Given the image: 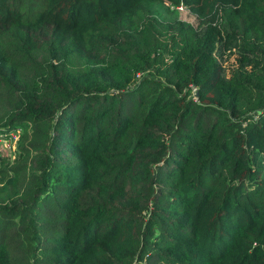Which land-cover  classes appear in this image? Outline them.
I'll list each match as a JSON object with an SVG mask.
<instances>
[{"label": "trees", "instance_id": "1", "mask_svg": "<svg viewBox=\"0 0 264 264\" xmlns=\"http://www.w3.org/2000/svg\"><path fill=\"white\" fill-rule=\"evenodd\" d=\"M17 129L0 264H264V0H0Z\"/></svg>", "mask_w": 264, "mask_h": 264}, {"label": "rangeland", "instance_id": "2", "mask_svg": "<svg viewBox=\"0 0 264 264\" xmlns=\"http://www.w3.org/2000/svg\"><path fill=\"white\" fill-rule=\"evenodd\" d=\"M160 8H158V13L160 15L163 14V11L166 12V9L164 8V6H158ZM181 18H184V19H188L189 17L186 16V14H181ZM234 58L232 55H227L225 56V59H224V64L227 68H230L234 65ZM19 131L17 130H13L11 131V136L12 134L14 135V138L10 137V138H3V137H0V156H3L4 158H7V160L10 162L14 155H15V147H16V140H17V133Z\"/></svg>", "mask_w": 264, "mask_h": 264}, {"label": "built area", "instance_id": "3", "mask_svg": "<svg viewBox=\"0 0 264 264\" xmlns=\"http://www.w3.org/2000/svg\"><path fill=\"white\" fill-rule=\"evenodd\" d=\"M17 131H19V129H17ZM10 134H11V133H10ZM10 137L14 138V135L12 134V136L10 135L8 138H10Z\"/></svg>", "mask_w": 264, "mask_h": 264}]
</instances>
